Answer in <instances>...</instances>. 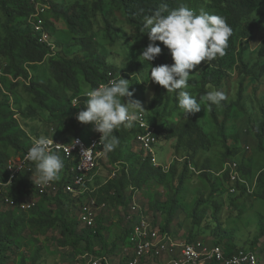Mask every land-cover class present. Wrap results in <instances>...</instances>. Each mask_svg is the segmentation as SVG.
I'll list each match as a JSON object with an SVG mask.
<instances>
[{"label":"trees","instance_id":"trees-1","mask_svg":"<svg viewBox=\"0 0 264 264\" xmlns=\"http://www.w3.org/2000/svg\"><path fill=\"white\" fill-rule=\"evenodd\" d=\"M111 2L123 11L128 25L137 27L145 33L147 31L143 28L145 17L152 16L156 12L167 15L180 6L193 8L192 10L198 14L206 12L225 19L232 29L225 55L223 57L217 56L212 61H204L197 65L196 75L189 77L188 87L184 89L195 96L198 102L212 88H223L226 84L225 78L233 67L243 76L245 73L253 74V70L245 61L244 56L248 48V39L260 25L257 21L249 22V20L258 9L264 6V0H111ZM38 4L45 6V11L40 18L44 21V28L50 34V42L54 44V48L47 43L39 42L40 35L35 32L32 22L30 23V19L37 14ZM0 10L5 16V20L1 22L0 26L3 31V36H0V56L10 60L9 65L4 68V74L14 79H24L25 89L32 95L33 102H35V106L27 110V113L22 112V118L34 117L41 109L44 111L48 122H60L64 126L69 123L74 130L75 137H82L87 141L91 137L89 133L92 129L89 125L76 119L78 112L86 106L87 98L84 95L100 84L107 83L109 74L118 79L115 66L106 61L99 52L97 43L87 36L90 14L95 16L97 13L104 14L106 12L104 0H92L89 5L82 4L80 1L68 5L65 1L54 0H0ZM104 19L106 21L105 30L110 34L115 28L107 18ZM55 20H62L68 26L75 41L73 48L82 49L83 52L87 53L86 55L70 58L62 56L53 38V22ZM240 28H243L242 32H247V35L244 42L239 39L240 44L238 46L237 31ZM58 47L61 48L62 45H58ZM46 61L49 62L55 87L61 91H68L71 96L56 92L57 88L54 90L46 84L36 82L29 76L25 64L39 65ZM262 69L263 73L264 65ZM193 71L194 69L190 73ZM82 82L88 86L89 90L82 89ZM2 83L3 80L0 82V146L12 148L16 158L24 157L31 147L33 136L24 134L22 130L13 132L19 124L15 119L14 112L5 108L6 94ZM19 85L20 80L12 88H17ZM157 86L161 87L159 84ZM240 86L237 100L234 102L237 106H240L244 96L245 85L243 81H241ZM178 91L174 94L175 106L169 115H156L151 110L156 119L158 116L155 126L158 143L173 141L176 156L181 152L184 154L182 159L177 157L167 171L163 167H155L149 159H145L142 151H136L137 136L142 132L137 125H133L131 128L121 127L114 131L119 144L113 151L107 152L106 158L113 166L122 169L115 178H110L101 185L97 184L100 175L97 174V171L94 172V180L87 183V187H90L91 191L85 195L65 192L64 186L71 183L73 178L74 162L66 160L63 155L59 154L64 162L62 169L64 178L61 181H55L59 191L56 194H45L38 197L33 190L34 182L32 180L35 165L30 161L28 166L31 170L25 169L16 177L9 196L17 204L24 200L28 201L35 196L40 199L33 208L27 211L20 208H8L0 199V264H6L21 250L20 240L25 231L30 230L33 233L46 234L58 226L61 227V236H63V240L58 242L64 247L73 246L79 250L81 243L86 244L88 253L82 260L86 264L89 263L91 257L115 255L123 252L130 245L129 239L132 234V230L126 222L125 234L119 236L118 241L109 247L104 234V231L108 229L101 219L97 220L95 227H87L80 218L78 222L68 221L66 215L70 210H78L81 215L84 204L91 198H96L100 206L107 205L114 209L119 207L127 213L134 200L133 196L143 190L148 193V203L144 207L148 209L146 207L148 206V210L153 212L155 222H160L161 229L172 233L176 239L179 238L171 231L170 226L176 215L182 212L183 215H188L191 219L190 232L187 239L185 238L187 242L197 241L194 231L205 227L211 229L214 237L211 242L207 243L223 247L226 256H231L239 250L261 254L263 250H258L257 244L264 238V215L261 216L262 218L257 224L258 235L255 236L251 245L237 248V241L241 239V230L231 221L227 223V226L222 223L220 217L223 204L219 201L216 202L213 198L218 192V186L226 182L230 186V193L235 187L236 192L231 193V195L238 197L233 200L234 205H236V201L245 196L248 200L254 197L256 200L262 199L264 201V166L253 175L250 171V165L241 164L235 158L226 161L223 164V169L229 161L238 163L240 180L237 181L231 180L229 171L221 174L222 170L220 174L215 176L209 168L204 167L199 170L197 175L199 179H205L212 183L210 194L205 197L202 195L196 199L193 206H191L192 202H186L182 197V194L187 190L190 178L195 176L191 172L193 169L191 165L194 164L195 167H198L194 162L200 150L208 149L210 137L199 124V113L205 109L202 108L200 112L189 117L186 116L178 106ZM49 99L51 100L49 101ZM75 99H78L77 105H74ZM124 100L127 101V97ZM124 100L122 99L123 103ZM154 101L156 103L157 96ZM207 104L211 119L219 127L224 137L225 146L228 147V141L224 135V122H220L217 107L216 105L209 106L208 102ZM222 104L227 108L226 115H228V108L231 105L226 100ZM178 117H181V121L176 120ZM261 117L260 124L252 127L251 134L257 141L256 147L264 151V104L261 106ZM85 133L87 136L84 135ZM35 135L39 136L40 134L35 133ZM46 137L57 138L52 133ZM237 152L238 150H234L235 154ZM11 159L14 158H10L6 151L0 150V180L5 181L8 177L7 164ZM100 162L102 164L104 161ZM213 176L221 178V180L214 183L215 180L212 181L211 179ZM176 182L178 185L175 186ZM168 184L174 186L172 188L175 193L165 202H162L160 200L161 195L154 192L155 185L165 187ZM53 204L56 206L55 211L50 210V206ZM240 212L241 215L244 213L241 209ZM96 245H99L100 248H97ZM258 258L260 257L258 256ZM37 263L38 255L32 258V264ZM20 264H27V259L23 258Z\"/></svg>","mask_w":264,"mask_h":264},{"label":"rangeland","instance_id":"rangeland-1","mask_svg":"<svg viewBox=\"0 0 264 264\" xmlns=\"http://www.w3.org/2000/svg\"><path fill=\"white\" fill-rule=\"evenodd\" d=\"M54 1H65L68 5H72L77 1L86 5L92 2V0ZM104 8L106 10L104 14L97 13L95 16L90 14L88 24L89 32L87 36L97 43L99 52L104 56L106 61L115 66L117 69V77L119 78L121 76L129 80V91L132 92L133 95L130 98L127 97V101L129 99L139 101L145 109L142 113H145L149 117V121H151L150 124L156 126L158 116L156 119L151 110L156 115H169L175 106V92L167 93V90L163 86H157V83L149 80L150 69L151 66L156 67L164 64L171 66L174 61L169 50L159 41L156 43L159 44L162 49L161 54L152 61L151 64L144 60L140 55L149 43L147 34L137 27L135 28L128 25L125 21L123 11L115 4H112L111 0H104ZM104 18H107L116 29L110 34L105 30L106 21ZM4 20L5 16L0 10V26L1 22ZM52 20L54 21V18ZM255 21H257L260 26L252 33L253 35L251 38L248 39V48L244 56L245 61L249 63V66L253 70V74L245 73L243 76L233 67L229 70V74L225 78V86L221 89H211V91H223L227 97L226 102L231 105V107L228 108V115H226L227 108L222 103L216 105L220 122H224V135L227 138L228 147L225 146L224 137L219 127L214 124L211 119L207 101L201 100L198 102L201 104V107L205 109L199 113V124L203 127L204 131L208 133L210 143L207 150L199 151L196 161L194 162L198 167H195L194 164L191 165L193 168L191 172H193L195 176L190 178L187 190L182 194L186 202H192L191 206L195 205L196 199L202 195L204 197L208 196L212 191V183L205 179H199L197 175L202 168H209L211 173L216 176L223 170V164L233 158L241 162V164L245 163V165H250V171L253 175L264 166V151L256 147L257 141L251 134L252 127L259 125L262 120L261 106L264 104V72L262 73L264 65V6L258 9L249 20V22ZM53 23V38L62 56L70 58L72 56L87 54L80 48H73L75 44L73 35L69 32L68 26L62 20H55ZM242 31L243 28L237 31L238 46L240 44L238 42L239 39L244 42L247 35V32L244 33ZM0 36H3L1 28ZM58 45H62V47L59 48ZM0 61L3 70L10 63L9 59L2 56H0ZM25 67H27L29 76L36 82L46 84L54 90L57 88L55 87L56 85L53 81L48 61L39 65L25 64ZM196 67L194 71L190 73V77L196 75ZM2 80V86L6 94V99L4 100L5 108L14 112L15 119L19 124L13 132L22 130L24 134H30L35 138H39L42 135L48 136L52 133V135L57 137L56 139L60 141H70L75 137L74 130L70 127L69 123L65 126L60 122L50 123L45 118V113L41 109H39L34 117L22 118V112L27 113V110L35 106L32 95L25 89V80L22 78L14 79L11 76H5ZM18 80H20V85L17 88H12ZM241 81H243L245 85L244 96L240 106H237L234 102L237 100ZM81 86L83 90H89L84 82H82ZM55 91L71 96L68 91H61L59 88ZM156 96L157 101L155 103L154 100ZM50 100L51 99H49V101ZM176 120L181 121V117H178ZM87 125L91 128L90 124ZM35 133L40 135L36 136ZM99 134L100 133L93 130L89 133L91 137L98 136ZM84 135L87 136V133ZM174 146L175 143L173 141L167 143L159 142L158 144V162L167 168L174 163L177 157L182 159L184 156L183 152L176 156ZM0 150L6 151L10 158H16L15 151L12 148L0 146ZM137 150L140 151L136 144V151ZM234 150H238L237 154L234 153ZM121 169V167L113 166L110 161L105 158L97 172V174L100 175L97 184L101 185L108 179L115 178L116 174H119ZM62 172L63 171H61L60 178L57 181H61L64 178V173ZM215 176L211 179L212 181L215 180L214 183H217L221 178ZM176 185H178V182L175 183V186ZM172 187L174 186L170 184L165 187L155 185L154 192H158L161 195L160 200L165 202L175 193ZM147 194L146 190L137 192L136 197L138 202H141L143 205L147 204ZM236 198L238 197L231 195L230 186L225 182L221 186H218V192L213 199L223 204L220 217L222 223L227 226V223L231 221L241 230V239L237 241V248L249 247L255 239V236L258 235L257 224L260 218H262L261 216L264 215V201L262 199L256 200L254 197L248 200L245 196L236 201V205H234L233 200ZM39 199L40 198L35 196L31 197L28 201L38 203ZM146 207L149 209L148 206ZM240 209L244 211L242 215ZM50 210L55 211L56 206L54 204L51 205ZM149 212L153 215V212L150 210ZM125 214L126 212L122 208L118 207L114 209L107 205L106 207H102L99 212V217L97 219H101L104 226L108 229L104 231V234L106 235V243L109 247H112L113 244L118 241L119 236L125 234ZM80 216V211L70 210L66 218L68 221L78 222ZM160 221H162V219ZM190 228L191 219L188 215H183L182 212L176 215L170 226L171 231L178 236L177 238H182L183 240H185V238L187 239ZM212 233L211 229L205 227L198 228L194 231L195 239L205 242L212 241L214 238ZM73 238L75 239V237ZM60 240H63L60 226L48 231L46 234H37L27 230L22 234L20 240L21 250L6 264H20L23 258L27 259V264H32V258L36 255H38L37 264H86L85 261H82L84 256L88 253L85 243H81L80 249L77 250L73 248V246L64 247V245L58 242ZM246 242L247 245H245ZM96 247L100 248L99 245H96ZM257 249L263 250L261 254H258V252L256 254L260 257V263L264 264V238L257 244ZM38 251L40 252L39 254Z\"/></svg>","mask_w":264,"mask_h":264},{"label":"clouds","instance_id":"clouds-1","mask_svg":"<svg viewBox=\"0 0 264 264\" xmlns=\"http://www.w3.org/2000/svg\"><path fill=\"white\" fill-rule=\"evenodd\" d=\"M143 28L147 30L149 43L140 56L151 64L162 52L156 43L159 41L169 50L174 61L171 66H151L149 80L163 86L167 93L179 90L178 106L186 116L200 112L202 107L197 98L184 90L188 87L190 71L202 61L209 62L225 55L232 35L231 27L223 17L206 12L197 14L180 6L167 15L156 12L145 17ZM129 87V80L120 76L88 91L86 106L76 116L79 122L90 124L93 131L100 133L99 144L105 152L113 151L119 144L114 131L133 127L138 114L145 111L139 101L129 99L122 103V99L133 95ZM201 99L211 106L220 105L227 97L223 91L215 90ZM51 143L53 140L43 135L32 138L25 159L35 165L34 184L48 185L60 178L64 162L50 149Z\"/></svg>","mask_w":264,"mask_h":264},{"label":"built area","instance_id":"built-area-1","mask_svg":"<svg viewBox=\"0 0 264 264\" xmlns=\"http://www.w3.org/2000/svg\"><path fill=\"white\" fill-rule=\"evenodd\" d=\"M35 1V0H33ZM45 6L37 5V14L30 19L34 26V30L40 35L39 42L47 43L54 48V44L50 42V34L44 28V21L40 18L44 13ZM5 76L4 70L0 65V82ZM116 79L109 74V80ZM100 84V85H102ZM87 97V93L84 95ZM78 104V99L74 100V105ZM139 118L134 122L141 129V133L137 136V146L144 153L145 159H149L155 167H164L158 162L157 148L158 138L156 136V128L149 122V117L140 112ZM53 143L49 145L50 149L65 157L66 160L74 162L72 172L73 178L71 183L64 186L65 192L85 195L91 191L87 187V183H91L98 172L101 162L107 157L101 145L100 134L90 137L88 141L82 137H73L69 142L60 141L58 139L49 138ZM78 141V143H76ZM24 157L11 159L7 164L8 177L5 181L0 180V199L8 208H20L23 211L30 210L36 202L22 201L17 202L9 196L13 187L14 180L25 169H29V162ZM225 171L230 172L232 181L240 180L238 163L229 161L226 163L221 174ZM33 190L38 197L45 194H56L59 187L54 182L48 185L34 184ZM95 192V191H93ZM235 187L231 193H235ZM129 211L125 214L126 223L132 230L130 236V245L123 252L115 255H105L100 257L88 256V264H261L256 253L252 251L239 250L231 256H226L223 247L213 246L205 241L197 240L189 243L182 238L176 239L172 233L165 232L160 227V222H155L154 216L144 205L140 204L137 197L133 198ZM102 207L96 198L88 200L81 212L80 220L87 227H95L97 218Z\"/></svg>","mask_w":264,"mask_h":264}]
</instances>
